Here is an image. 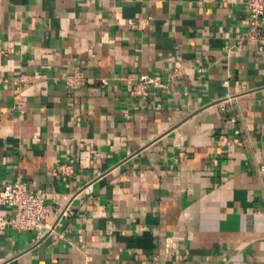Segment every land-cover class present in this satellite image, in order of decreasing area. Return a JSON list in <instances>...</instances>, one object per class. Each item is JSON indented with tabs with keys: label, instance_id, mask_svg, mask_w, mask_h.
Here are the masks:
<instances>
[{
	"label": "crops",
	"instance_id": "0c3cea01",
	"mask_svg": "<svg viewBox=\"0 0 264 264\" xmlns=\"http://www.w3.org/2000/svg\"><path fill=\"white\" fill-rule=\"evenodd\" d=\"M249 30L245 0H0V192L44 191L53 227L1 230L0 264H264Z\"/></svg>",
	"mask_w": 264,
	"mask_h": 264
},
{
	"label": "built area",
	"instance_id": "2783aa9c",
	"mask_svg": "<svg viewBox=\"0 0 264 264\" xmlns=\"http://www.w3.org/2000/svg\"><path fill=\"white\" fill-rule=\"evenodd\" d=\"M245 5L250 15V30L243 40L256 45L260 52H264V0H245ZM65 81L68 87L77 90L84 87L88 79L85 75L76 73L65 77ZM164 87L165 81L162 76H143L133 87L132 95L145 99L157 89ZM223 111L225 122L228 125L233 124L234 120L229 116V109L224 108ZM223 140L231 144L228 137H224ZM60 172L65 176H71L74 168L71 165H63ZM0 202L4 207L13 210L10 216H0V231L11 229L18 232H33L35 243L53 232V227L48 222L51 208L44 191L27 190L23 182L18 180L3 187L0 192Z\"/></svg>",
	"mask_w": 264,
	"mask_h": 264
}]
</instances>
